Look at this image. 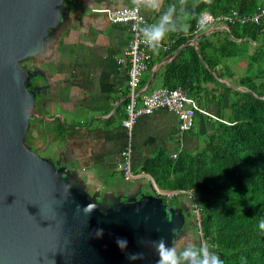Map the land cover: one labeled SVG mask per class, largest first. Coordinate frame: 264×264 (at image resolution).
<instances>
[{"label": "crops", "instance_id": "1", "mask_svg": "<svg viewBox=\"0 0 264 264\" xmlns=\"http://www.w3.org/2000/svg\"><path fill=\"white\" fill-rule=\"evenodd\" d=\"M195 3L196 0H186V3L163 0L159 11L139 9L155 25L168 6L175 5L174 15L184 22ZM127 6H133L132 0H58L54 6V18L31 55L34 61L27 63L24 57L19 64L23 72V93L30 101L26 115L35 120L34 129L40 131V141L34 149L52 163L65 190L76 191L88 203L96 204L103 214L120 209V204L130 205L136 198L157 199L163 203V196L176 193H180L182 206L191 211L187 192L159 188L141 167L158 152L175 158L183 150H198L195 136L202 137L198 143H204L205 137L215 130L217 103L206 109L208 116L197 113L193 127L185 132L179 130L176 115L166 108L140 116L131 132V168L141 176L125 180L117 169L121 151L128 142V133L121 121L129 69L126 56L129 25L111 23L104 14L92 10ZM197 39L187 40L182 46L196 45ZM173 41L169 34L162 49ZM176 52L154 67L158 65V70ZM226 63L232 71L244 64L235 58L226 59ZM161 86L153 78L145 92ZM148 184L157 190L153 196L149 195ZM189 232L194 238L196 233ZM199 240L203 236L201 239L199 235ZM185 243L183 247L195 245L193 240Z\"/></svg>", "mask_w": 264, "mask_h": 264}, {"label": "trees", "instance_id": "2", "mask_svg": "<svg viewBox=\"0 0 264 264\" xmlns=\"http://www.w3.org/2000/svg\"><path fill=\"white\" fill-rule=\"evenodd\" d=\"M263 8L264 0H211L210 4L196 0L184 22L173 14L169 28L177 30L170 33L174 41L151 53L140 84L141 89L154 65L177 50L157 70L154 83L182 87L202 108L218 105L215 130L198 150H183L175 158L158 152L141 170L161 189L191 191L199 216L193 213L191 228L182 224L189 210L182 206L180 193L163 196V203L175 211L173 237L182 230L199 236L200 226L209 251L219 255L223 264H264V230L259 228L264 219V14L257 22H216L208 28L201 27L200 14L206 11L218 17L235 11L250 17ZM185 23L188 31L179 32ZM195 37L196 45L182 46ZM228 58L244 64L232 71ZM34 126L35 120L27 117L22 143L31 151L40 141Z\"/></svg>", "mask_w": 264, "mask_h": 264}, {"label": "water", "instance_id": "3", "mask_svg": "<svg viewBox=\"0 0 264 264\" xmlns=\"http://www.w3.org/2000/svg\"><path fill=\"white\" fill-rule=\"evenodd\" d=\"M57 2L0 0V264H157L152 241L163 237L169 246L173 241L153 206L157 199L119 214H102L97 207L85 214L90 203L65 190L52 163L22 143L30 101L18 63L36 52ZM117 238L127 240L126 249L117 246ZM131 253L144 258L130 261Z\"/></svg>", "mask_w": 264, "mask_h": 264}, {"label": "built area", "instance_id": "4", "mask_svg": "<svg viewBox=\"0 0 264 264\" xmlns=\"http://www.w3.org/2000/svg\"><path fill=\"white\" fill-rule=\"evenodd\" d=\"M92 11L104 14L111 23H127L129 25V40L126 50L129 69L124 118L121 121L122 127L127 130L128 142L121 151V159L117 163V169L122 173L125 180H131L141 176V174L133 172L131 168V132L140 116L150 114L157 108H166L176 115L179 130L185 132L193 127L194 117L197 113L205 116H208L209 113L206 109L200 107L182 87L168 88L161 86L150 92L140 91L142 74L151 58V50L142 37L140 29L151 27L153 24L141 14L139 6L95 8ZM262 14H264V8L260 13L250 17L238 15L235 11L215 17L211 13L203 11L200 14V25L201 27H211L216 22H237L240 24L246 21L257 22ZM214 118L217 120V117ZM186 192L192 201L191 211L196 214L198 219L197 199L190 190ZM200 228L199 226V230Z\"/></svg>", "mask_w": 264, "mask_h": 264}, {"label": "clouds", "instance_id": "5", "mask_svg": "<svg viewBox=\"0 0 264 264\" xmlns=\"http://www.w3.org/2000/svg\"><path fill=\"white\" fill-rule=\"evenodd\" d=\"M162 2L163 0H139V5H137V0H132V4L135 7L139 6L155 11H159ZM182 2L186 3V0H182ZM204 2L210 4L211 0H204ZM174 13L175 5H169L167 11L160 16L159 23L140 29L142 37L153 53H158L167 36L177 31L175 28H169V25L173 22ZM187 31V24L179 29V32ZM95 208L96 204L90 203L83 208V211L85 214H90ZM259 228L264 230V219L260 220ZM96 235L97 237H101L103 230L98 229ZM127 243V240L124 238H117L116 240V244L121 250L127 248ZM152 245L158 254L157 264H182L181 257L183 258V264H223L219 255L209 251L208 245L205 242L201 243L198 249L194 245H188L179 253L177 251V243H171V246H169L163 237L152 241ZM143 258V253H131L127 256V259L130 261L142 260Z\"/></svg>", "mask_w": 264, "mask_h": 264}, {"label": "rangeland", "instance_id": "6", "mask_svg": "<svg viewBox=\"0 0 264 264\" xmlns=\"http://www.w3.org/2000/svg\"><path fill=\"white\" fill-rule=\"evenodd\" d=\"M203 28H208V27H203ZM18 60H19V58L16 59V62ZM25 61H27V63L32 62V61H34V57H32L30 55H26L25 56ZM18 64L21 65V61L20 60H19ZM32 64H34V63H32ZM25 113H26V111H25ZM195 138H196V141H198V142L202 141V137L199 139V138H197V136H195ZM198 142H197V146H199V147L197 149H199L202 146V143L201 142L198 143ZM32 150H33V153L36 154L38 157L46 159V157L41 155L39 152H36L34 149H32ZM146 187H147V190L149 192V195L153 196L155 193H157L156 188L152 184L151 185L148 184ZM172 197H173V199L175 201L176 197H174V195H172ZM149 200H151V199L147 198L144 201H140V199H137V198L133 199L132 201H130L132 204H130V205H127V204L126 205H121L120 204V209L119 208L114 209L112 211V213H114V212L116 214L122 213L123 211H126L129 208H132V206H134V205H135V207H140L143 204H145L144 203L145 201H149ZM153 206H155V208H157L160 211V213L163 214V217H164L165 221L167 222V224L169 226V229H171V232H173V230H176L177 229V223L175 221V216L174 215H170L172 213V209H169V207H167L165 203H158L157 205L155 204ZM193 215H194L193 212H191V211L187 212L184 215V218L182 220V224H185V226H187L188 228H191L192 224L194 223V219H195ZM198 234L201 236V239H202L203 234L200 233V232ZM185 236H186V240H185ZM193 237L194 238H192L191 235H188V234L185 233L184 236H181L180 242H177V248L179 246L183 245L186 241H189V240L190 241L193 240V243L194 244L198 243V245H200L201 241H203V240H199V236L197 237V234H193ZM181 241H183L184 243H182ZM198 245L195 246L197 249H198ZM157 257H158V255H157Z\"/></svg>", "mask_w": 264, "mask_h": 264}, {"label": "flooded vegetation", "instance_id": "7", "mask_svg": "<svg viewBox=\"0 0 264 264\" xmlns=\"http://www.w3.org/2000/svg\"><path fill=\"white\" fill-rule=\"evenodd\" d=\"M185 231V232H184ZM189 231H191V230H189ZM189 231H186V230H182V232H180V234H176V236H174L173 237V241H172V243H177V242H180V239H181V236H184V234L186 233V234H188V235H190V232ZM192 233V232H191ZM181 235V236H180ZM182 243H184L183 241H181ZM188 244H190V243H188ZM187 244L186 243H184L183 245H181V246H179L178 248L179 249H177V250H183V246H186ZM171 246V245H170Z\"/></svg>", "mask_w": 264, "mask_h": 264}, {"label": "bare ground", "instance_id": "8", "mask_svg": "<svg viewBox=\"0 0 264 264\" xmlns=\"http://www.w3.org/2000/svg\"><path fill=\"white\" fill-rule=\"evenodd\" d=\"M196 215V214H195Z\"/></svg>", "mask_w": 264, "mask_h": 264}]
</instances>
